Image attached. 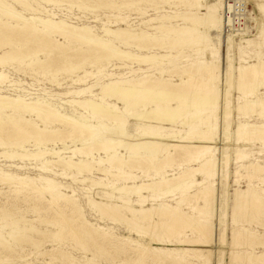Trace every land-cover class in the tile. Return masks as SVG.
Returning <instances> with one entry per match:
<instances>
[{
	"label": "rangeland",
	"instance_id": "obj_1",
	"mask_svg": "<svg viewBox=\"0 0 264 264\" xmlns=\"http://www.w3.org/2000/svg\"><path fill=\"white\" fill-rule=\"evenodd\" d=\"M0 1L22 13L27 18L35 16L56 22L64 21L79 28L91 29L93 34L112 42L117 49L132 55L141 57L150 55L169 56L165 60H160L159 63L154 61L153 63L152 61H150L151 63H144L142 60L133 61L131 59L129 61V59L114 58L112 54H107L104 50L96 54L87 45H82L73 39L68 41L59 34H53L51 38L52 44L56 45L51 56L49 54L50 51H48L50 50L49 48L45 49L46 51L44 52H38V50L43 49H40L37 43L31 42L27 44L25 37L20 38L19 35H14L11 41L0 42V56L4 52L11 53L9 54L10 56L12 54L16 55L18 50H22L25 55L23 59L18 56L19 58L15 61L7 62L0 66V73L7 76L4 80H0V95L20 97L28 101L38 100L63 113L75 114L76 117L83 114L84 117L89 118L90 113L78 106L76 108L70 102L72 100L84 101L86 98L96 103L101 102L102 96L96 95L101 92V87L108 81L143 80L145 78L151 80L154 78L155 80L171 79L172 83L170 84H180L184 79L182 74L184 70H187V72L192 71L191 73L196 77V69L201 61H213L216 63L218 62L217 60H220V77L224 83L222 84V89L226 91L227 68L231 62L238 68L241 65H247L249 62H257L259 59L264 60V39L261 40L259 38L261 41H258V28L260 29L261 27L262 17L257 15L258 6L264 3V0H231L230 4L234 5V7L230 12H228L229 8L226 7L225 9L224 0L217 1L218 4L216 6H211L214 3L212 2L213 0ZM83 1L86 7L81 4ZM200 3L208 4L210 6L209 10L199 7ZM236 4H240L239 9L241 8V14H238V16H236V11H238L235 7ZM234 12L235 15H233ZM205 13L210 15L219 14V16L220 14L221 16H228V13H230L229 16L233 21L234 27L230 33L226 30V33L221 34L220 37H217V31L210 33L214 38V50L207 52L205 60H202L201 53L198 52L200 49L198 43H189L190 37L188 34L184 36L177 35L175 30L179 31L182 28L199 30L200 24L194 19L198 15ZM0 22H2V26L6 25L5 29L7 28V30L10 28L9 26L19 25L16 20L8 19L2 14H0ZM105 28L112 30L124 29L131 34H138V40L136 39V43L134 41L138 45H127L111 36H106L104 33ZM38 29L41 30L43 28L38 26ZM15 34H20V32ZM230 35L234 36V40H230ZM253 40H256V42L252 43ZM216 51L220 52L219 58L213 59L211 53ZM52 61H54V64H51ZM161 70L162 72H160ZM99 71L102 72L99 73ZM85 74L91 76L85 82L77 83L79 78L85 76ZM147 75L152 77L147 78ZM154 79L152 82L155 81ZM167 84V91L184 94L182 89L179 91V87L176 90L173 89L175 87L170 86L169 83ZM89 87L93 88L86 95L78 96L71 93ZM258 94L264 96V89H261ZM106 100L109 104H116L121 110H124L125 105L122 102L120 103L111 97H107ZM148 102H150V99L144 97L137 104L141 106ZM245 104L246 99L239 94L237 89H234L229 97H222L213 109L212 114L204 111L207 113L205 117L209 115L217 116V119L212 117V122L218 124L221 132L227 125L232 126L230 140L221 135L217 141L216 145L220 151L217 155L219 164L215 177H209L201 186H196L184 193H182L183 190H179L174 196L163 197V195L157 194L156 201H149L145 205V207L150 208L153 204L165 203L176 207V202L181 196L189 198L197 190L202 189V186L213 184L212 216L214 236L212 242H209L210 245L203 241L197 242L200 240L199 236L190 229L180 233L177 237H170L171 239H169L168 235H163L162 239L152 240L146 234H138L135 230L133 231V227L124 224V221L116 224V221L111 217L102 215L96 208L91 206V202L94 200L108 206H122L123 202L129 199L125 195L113 194L109 188L110 186L108 188L97 187L94 185L95 183L102 182L116 187L125 183L130 185V181L133 182V180L114 179L110 176L98 174V172L90 175H79L74 171H68L66 175H63L61 174V166L59 168L54 166L44 169L45 165L43 164L47 160L53 162L58 160L53 157L36 160H19V158L18 160H5L0 158V173L11 174L18 179L11 184L1 183L0 179V217H2L0 218V225L6 223L5 227L0 228V264H157L154 263L155 255L152 252H147L144 256L145 260L142 263L139 262L137 254L140 252L134 253L132 250H128L131 248L127 245L128 242L125 240L127 238L136 240L145 247L158 248L162 253V260L160 259L158 264H182L181 259L188 264H257L256 256L264 254V206L260 208L251 206V209H241L237 218L233 214V200L237 190H247L252 186L256 188L257 185H260V190L264 191V183L260 184L258 180L251 183L248 178L250 173L243 169L247 164L249 166L255 163L264 166V145L262 143L253 144V142H249L248 144L245 141H237L234 135L242 123L256 124L264 122V116L259 119V117L254 115L246 116L240 113L239 107ZM173 105L177 106V103L173 102ZM191 109L189 111L194 114L196 112L195 108ZM150 110L151 108H149ZM150 117L154 119L147 125L154 126L156 130L161 131L160 127H163L169 131H174L173 133L178 135L184 133L185 129L181 124H161L163 121H161L162 118L158 112L151 113ZM197 120H194L195 123ZM37 123L40 126L43 125L41 122ZM105 124H109L110 127L113 126L107 121H105ZM143 127V123L129 119L126 129L129 135L136 136ZM53 128H56V126ZM64 140H67L66 146L64 147L65 144L58 141L57 149L73 147L71 141H68L67 138ZM51 143H48L46 147L55 148L56 146ZM20 145H23L27 151L32 153L44 149L42 146L38 147L34 139L30 140V142H27L26 139H21ZM77 145H81V143ZM0 152H3L2 148H0ZM101 153H96L97 160L101 158L107 160V155ZM118 153L125 156L129 155L125 150H119ZM239 153L248 155V157L237 161L236 155ZM142 155H147V153L144 152ZM226 155L231 156V161L228 164L225 161ZM188 166L196 167L198 164L189 165L175 161L173 166L167 169L165 173L178 175L183 173V170ZM154 172L152 170L147 175L139 173L138 175L141 178L137 180V183L158 179L159 176H156L157 173L155 172L154 174ZM83 176L92 178L95 182L92 184L93 186L80 182ZM172 177L170 176L169 178ZM47 180L55 182L52 184L54 190L71 197L72 201L69 205H66L61 200L56 201L49 192L42 193L37 191V188H50L51 184ZM202 180L200 178V181ZM19 182L22 184H19ZM131 199L134 208H141L138 198ZM201 206H204V203ZM59 208L62 210L61 213L58 211L60 210ZM183 209L184 212L193 215L187 206H183ZM208 215L207 213L205 215L207 219L210 216ZM194 216H197V214ZM203 217L201 216V218ZM63 219H66L67 222H64ZM72 224L81 231L87 228L90 235L84 236V240L77 238L70 230L69 225L71 226ZM235 232L239 233L240 237L236 242L237 244L232 245V237ZM92 236L96 239H93ZM98 236H105L107 240L106 238L100 240ZM180 239H189V243L185 246H180L177 243ZM184 249L200 250L205 254V251L210 250V259L205 258L204 254V256H201V253L196 251L184 253L182 252Z\"/></svg>",
	"mask_w": 264,
	"mask_h": 264
},
{
	"label": "bare ground",
	"instance_id": "obj_2",
	"mask_svg": "<svg viewBox=\"0 0 264 264\" xmlns=\"http://www.w3.org/2000/svg\"><path fill=\"white\" fill-rule=\"evenodd\" d=\"M217 1L220 0H213L212 2L214 3L211 6H216L218 4ZM230 1L231 0H224L225 9L226 7L229 8L228 12L234 7V5L230 4ZM81 4L86 7L84 1ZM239 5L240 4L235 5L238 10L236 11V16L241 14V8L239 9ZM198 6L205 10H209L210 7L206 3H200ZM0 14L8 19H14L19 23V25L16 26L8 25L10 28L8 27L9 29L7 30V28L5 29L6 25L2 26V22H0V42L11 41V38L14 35H19L20 38L25 37L27 44L31 42L37 43L39 48L43 49L38 50V52H44L46 51L45 49L49 48L50 50L48 51H50V56L56 46L52 44L51 38L53 34H59L68 41L73 39L75 42L87 45L89 49L94 50L96 54H99L101 53V50H104L107 54H112L114 58L129 59V61L142 60L144 63L150 61H152V63L153 61L159 63L160 60H165L169 57L168 55H150L145 57L132 55L131 53L117 49L113 46L112 42L93 34L91 29L79 28L64 21L56 22L35 16L27 18L22 13L17 12L14 8L8 7L2 1H0ZM221 14L220 16L219 14L210 15L209 13L198 15L195 17L194 21H197V23L200 24L199 30L182 28L179 31L175 30V34L181 36L188 34L190 37L189 43H198L200 49L197 50L201 53L202 60H205L206 53L214 50L215 46L213 44L214 38L210 33L212 31H217V37H220L221 34L226 33V30L230 33L234 27L233 21L229 16L230 13H228V16H221ZM233 15H235V12ZM257 15L262 17L261 27L260 29L258 28V39L260 38L263 40L264 3H261L258 6ZM185 20H187V18H185ZM255 20H257V18H255ZM38 26L43 29H38ZM17 32H20V34H15ZM104 33L106 36H111L127 45L135 44L138 37V34H131L124 29L112 30L110 28H105ZM142 35L144 34L142 33ZM140 37L142 38V36ZM233 37L234 36H231L230 40H232ZM147 38H149V36H147ZM260 39L258 41H261ZM176 42L178 43V41ZM253 42L255 43L256 40H253L252 43ZM135 45L137 46L138 44ZM219 53L220 52L217 51L211 53L212 58H219ZM9 54L11 53L4 52V54L0 56V66H3L7 62L15 61L19 57L23 59L25 56L22 50H18L16 55L12 54L10 56ZM217 61L218 62L215 61L216 63L213 61H201L196 69V77L191 73V70V72L184 70V73L182 72L184 79L180 84H170L172 83L171 79L155 80L154 78L155 81L153 82V79L149 80L146 78L143 80L131 79L108 81L101 87V92L96 95L102 96L101 102L96 103L87 100V98L84 101L72 100L70 102L71 105H74L75 107L78 106L90 113L89 118L84 117L83 114L76 117L75 114L70 115L63 113L38 100L28 101L20 97L0 95V148L3 150V152H0V158H4L5 160H18V158L19 160H36L53 157L58 160L54 162L47 160L43 164L45 165L44 169L54 166H58L59 168V166H61V174L63 175H66L68 171H74L79 175H90L98 172V174L100 173L103 174V176H110L114 179L117 178L123 181L133 180V182L130 181V185L125 183L122 186L116 187L102 182L95 183L92 178L85 176H83V179L80 182L91 185L95 183V186H101L103 188H108L110 186L109 188L112 190L113 194L129 197L128 201L123 202L122 206H108L104 203L96 202L95 200L91 202L92 207L96 208L102 215H108L111 217L116 221V224L117 222L124 221V224L133 227V231L135 230L138 234H146L152 240H159L163 235H168L169 239H171L170 237H177L180 233L190 229L199 236L200 240L197 242H212L214 236V223L212 216L214 196L213 184L210 185L208 183L209 186H202V189L197 190L195 194L190 195L189 198L181 196L176 202V207L165 203L153 204L150 208L145 207V205L149 201H156L157 194H161L163 197L174 196L179 190H183L182 193H184L196 186H201L209 177H215L219 164V158H217V155L220 151L216 144L221 135H224L227 140H230L232 126L227 125L223 128V132H221L218 124L212 122L213 115L205 117L207 113L204 111L212 114L213 109L217 106L223 96L229 97L232 91L237 89L239 94L246 99V104L239 107V112L246 116H257L259 119H262L264 116V96L258 94L261 89H264V60L259 59L257 62H249L247 65H241L238 68H236L233 62L230 61L231 64H229L227 68L228 76L225 80L226 91L222 89V84L224 83L220 77L221 63L220 60ZM51 64H54V61H52ZM101 72L102 71H99V73ZM160 72H162V70ZM89 76L91 75L85 74V76L79 78L77 83L85 82ZM6 77L7 76L3 73H0V80H4ZM146 77L151 78L152 76L147 75ZM167 83H169L170 86L175 87L173 89L177 90V87H179V91L182 89L184 94H176L167 91ZM92 88L93 87H89L71 93L82 96L91 92ZM107 97L114 98V100H118L120 103L122 102L125 105L124 110H121L116 104H109L106 100ZM144 97H148L150 102L138 106V101ZM173 102H176L177 106H174ZM149 108H151L150 111ZM191 108H195L196 112L194 114L189 111L192 110ZM156 112H158L162 118L161 121H163V123L161 124H181L185 129L184 133L178 135L173 133L174 131H169L163 127H160L161 131H159L156 130L154 126L147 125V123H150L151 120L154 119L150 117V114ZM129 119L141 122L144 125L136 136H131L127 132L126 126ZM195 119H198L196 123L194 121ZM105 121L113 126L110 127L109 124H105ZM37 122H41L43 125L40 126ZM51 126H56V128ZM200 130L204 131L200 132ZM234 135L235 138H237V141H245L248 142V144L249 142H253V144L262 143L264 145V122L256 124H251L249 122L242 123L237 128ZM65 138L72 142L73 147L68 149H57L58 141L65 144L64 147L66 146L67 140H64ZM21 139H26L27 142L34 139L37 146H42L44 149L36 153L29 152L23 145H20ZM50 142L56 147L53 149L46 147ZM78 143H81V145H77ZM33 146L35 145L33 144ZM21 149L22 151L20 152ZM119 150H125L129 155H121L118 153ZM142 151L146 152L147 155H142L144 153ZM101 152L107 155V160L103 158L97 160L96 153ZM247 157L248 155L240 153L236 155L237 161ZM175 161L189 165L198 164V166H188L183 170V173L178 175L174 173V175L172 174V177V175H168L165 172L173 166ZM225 161L226 164H228L231 161V156L226 155ZM243 169L250 173L249 176H247L251 183L256 180L260 181V184L264 183V166L254 163L249 166L247 164ZM152 170L157 173L156 176H159L158 179H151L147 180L149 182L141 181L140 183H137V180L141 178L138 175L139 173L147 175ZM170 176L172 178H169ZM0 177L1 183L4 182L11 184L18 180L17 177L11 174L0 173ZM200 178L203 180L200 181ZM47 182L51 184L49 189L37 188V191L42 193L49 192L53 199H56V201H64L66 205L71 203L72 200L70 196L59 191L57 192L52 188V184L55 183L54 181L47 180ZM20 183L21 182H19V184ZM257 186L256 188L258 189L252 186L251 188L248 187L249 189L247 190H237L235 192L233 200L234 217L237 218L241 209L245 208L246 210L251 206H257L258 208L264 206V191L260 190V185ZM131 198H138L141 203V208H134ZM56 203L58 204V202ZM203 203L204 206H201ZM183 206H187L188 209L192 211L193 215L184 212ZM59 209L61 210V208ZM60 210L58 211L61 213L62 210ZM206 213L210 215H208L209 219L205 217ZM195 214H197V216H194ZM201 216L204 217L201 218ZM63 221L67 222L66 219H63ZM5 224L0 225V228L5 227ZM66 224L68 225V223ZM69 227L71 232L74 233V236L81 240H84V236L90 235L87 228H84V230L81 231L73 226V224L71 226L69 225ZM98 237L100 240L106 238L105 236ZM239 237V233L235 232L233 234L232 245L238 241ZM92 238L96 239L94 236H92ZM125 240L128 242L127 245L131 248L128 250H132L134 253L140 252V255L137 254V256H139V262L142 263L145 260L144 256L147 252H152L155 255L154 263L158 264L160 262L162 253L158 248H152L150 246L145 247L140 244V242L136 240L134 241L131 238ZM188 240L180 239L177 243L180 246H185L189 243ZM191 251L201 253L200 255H205V258H209V255L211 254L210 250L205 251L206 254L202 253L200 250H182L184 253H189ZM256 262L257 264H264V254L257 255ZM181 263L188 264L183 259H181Z\"/></svg>",
	"mask_w": 264,
	"mask_h": 264
}]
</instances>
